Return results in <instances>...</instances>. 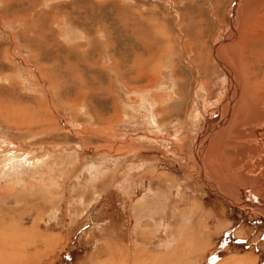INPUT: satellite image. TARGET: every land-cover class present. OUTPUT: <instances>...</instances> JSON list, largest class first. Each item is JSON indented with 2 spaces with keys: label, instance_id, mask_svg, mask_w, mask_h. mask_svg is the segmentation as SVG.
Masks as SVG:
<instances>
[{
  "label": "rangeland",
  "instance_id": "1",
  "mask_svg": "<svg viewBox=\"0 0 264 264\" xmlns=\"http://www.w3.org/2000/svg\"><path fill=\"white\" fill-rule=\"evenodd\" d=\"M235 5L264 19V0H0V264H264V209L245 202L264 204V150L252 187L214 177L245 203L197 167L231 91L217 50ZM238 99L215 140L245 127Z\"/></svg>",
  "mask_w": 264,
  "mask_h": 264
},
{
  "label": "bare ground",
  "instance_id": "2",
  "mask_svg": "<svg viewBox=\"0 0 264 264\" xmlns=\"http://www.w3.org/2000/svg\"><path fill=\"white\" fill-rule=\"evenodd\" d=\"M239 10L240 8L239 6L237 8V5H235L232 8L230 33L226 37H223L220 40V43H219L220 48L217 50V56L221 60H224L228 63L226 74L230 81L229 89H231V91H230V94H228V97H227L228 101L226 105L224 104L222 108V110L223 109L224 110L218 111L219 115L215 117L216 119L214 118V121L211 122L210 124L207 123L206 124L207 127H205V129L202 130L199 136V140H198L199 143L197 144V149L199 148V145H200L201 151L199 153V156H197V164H198L197 167L199 170L198 172H201L202 177L206 179L209 182V184L212 185V186L210 185L212 190L215 191L216 189H218V191L223 192L222 193L223 196L228 197V198L231 197V199L235 200V202L238 204L246 202L249 204H253L257 207L262 206L264 209V204L262 203V201L255 199L254 197L248 196L247 193H245V199H246L245 202L241 200V198L235 199L234 198V195L236 194L235 192L237 191L239 192V194H241V190L234 188L232 185H230L229 182L222 183V185H219L214 180V177H218V178L220 177L221 180L225 181L226 180L225 177H227V173H231L232 175H229V178L231 180H234L236 177H238L237 174L241 175L240 173H245V185L244 186L248 185L249 187H252L253 185L257 183V180L262 176V173L259 174L260 171L258 172V175H257L258 177L257 176L255 177V175H253L252 173L250 174L252 167L250 166L248 159L250 158V156L259 155L260 153L257 154L258 151L262 152L264 149H262V142H261V139H259V136H258L259 134L257 133L258 129L255 128V124L249 129H247L246 126L248 125L247 123L248 121H250V117H252L251 115H253V113H256L255 115H258V118L261 116H264L263 111L259 112V110H257V103H258L257 99L258 98L256 100H253L252 98V93L254 91L260 90L261 87L264 88V84L262 81L254 84L256 80V75H255V72L253 71V68H252L253 66L249 67V63H248V60L251 57L254 60L255 55L261 54L262 56L264 54L262 51H261L262 53H259L258 50L255 51L256 49L252 47L255 40H256V43L258 44L257 47L260 46V44H262L263 45L262 47H264L263 39L257 41L258 37H256L258 34L262 36L263 33L255 32L257 25L263 22L264 19L261 17L260 19L255 18L254 20H252V18L249 15L245 17V15H247L246 13L243 15H239ZM251 36H254V37L250 38ZM253 39L254 41L251 42V40ZM225 49H228V50L230 49L232 50L231 52H233V55L231 57L232 58L231 63H233V66L230 62H228V56L225 55V52H224ZM219 63L220 65L222 64L221 61ZM248 68H251L252 73H249V74L246 73V72H250L248 71ZM239 86L240 88L245 90L244 92L241 93V95L238 93ZM249 89L253 90V92L252 93L249 92ZM237 94L240 97V99H238L237 108H235V110L238 113V116L243 117V115H245V127L244 125H242V127H237V129H235L236 130L235 134L231 136V140L224 139L222 141V138H223L222 137L217 141V139L215 140V137L218 136L220 132V126L226 124V122L228 123L227 120L229 116H231L232 109L234 108L233 100L237 97ZM235 117L231 118L229 125H233L235 119H239V120L241 119V118H235ZM226 129H223V130L225 131ZM248 138L255 139V143L253 142L252 145H249L250 143L246 144L245 141ZM214 145H216V147H214ZM204 149H206L207 151H204ZM211 150L216 151V153L218 154H215V152H212ZM197 154H198V151H197ZM226 160L228 161V164H229L228 165L229 169L227 171L221 167L222 163L225 164ZM244 162H245V165H244ZM239 168H241V170H238ZM241 177L244 180L243 175ZM214 184L216 186H213ZM2 251L0 252V254L2 253ZM8 252L10 254L11 250L7 251V254ZM13 253L12 255H10L12 259L14 257H17V259H20V257H23V254H19L16 252H13Z\"/></svg>",
  "mask_w": 264,
  "mask_h": 264
}]
</instances>
